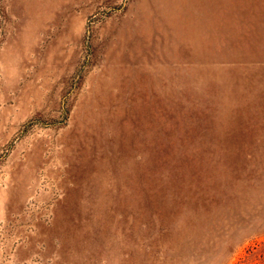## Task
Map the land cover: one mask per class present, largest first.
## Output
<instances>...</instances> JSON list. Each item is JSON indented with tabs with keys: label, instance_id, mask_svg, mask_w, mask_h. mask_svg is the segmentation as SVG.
<instances>
[{
	"label": "rangeland",
	"instance_id": "rangeland-1",
	"mask_svg": "<svg viewBox=\"0 0 264 264\" xmlns=\"http://www.w3.org/2000/svg\"><path fill=\"white\" fill-rule=\"evenodd\" d=\"M0 264H264V0H0Z\"/></svg>",
	"mask_w": 264,
	"mask_h": 264
}]
</instances>
